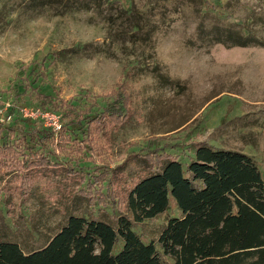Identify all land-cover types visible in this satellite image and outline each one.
<instances>
[{
	"label": "rangeland",
	"instance_id": "1",
	"mask_svg": "<svg viewBox=\"0 0 264 264\" xmlns=\"http://www.w3.org/2000/svg\"><path fill=\"white\" fill-rule=\"evenodd\" d=\"M78 5L0 0V122L16 135L26 119L48 127L47 117H58L38 109L35 91L90 112L101 111L116 91L125 111L105 119L106 136L97 127L87 144L72 143L73 155L86 153L89 161H62L51 145L53 167L22 171L31 180L0 168L1 240L27 251L43 245L68 215L109 222L127 185L157 155L185 163L197 144L251 156L264 178V0ZM241 27L263 44L226 40ZM147 139L156 141L157 154L144 155L154 147ZM172 215L179 212L170 201L133 229L155 240Z\"/></svg>",
	"mask_w": 264,
	"mask_h": 264
},
{
	"label": "trees",
	"instance_id": "2",
	"mask_svg": "<svg viewBox=\"0 0 264 264\" xmlns=\"http://www.w3.org/2000/svg\"><path fill=\"white\" fill-rule=\"evenodd\" d=\"M79 1L66 0L78 7ZM243 30L226 40L263 44ZM34 98L40 111L57 115L58 128L26 119L29 123L16 135L0 122V168L14 167L21 180H31L24 170L53 167L51 145L62 161H89L86 153L73 155L72 143L87 144L96 138L97 127L106 136L105 119L125 111L116 91L99 112L39 91ZM146 143L154 147L144 155L157 154L156 141ZM157 157L127 185L122 207L110 211L109 222L68 215L43 245L27 251L0 239V264H264V178L252 157L207 144H197L185 163L166 152ZM100 183L106 187L108 179ZM170 201L179 215L167 218L155 240H144L133 225L163 212Z\"/></svg>",
	"mask_w": 264,
	"mask_h": 264
},
{
	"label": "built area",
	"instance_id": "3",
	"mask_svg": "<svg viewBox=\"0 0 264 264\" xmlns=\"http://www.w3.org/2000/svg\"><path fill=\"white\" fill-rule=\"evenodd\" d=\"M57 119L54 118L53 116H48L47 117V121H46V125L50 126V127L58 128L59 124H58V120Z\"/></svg>",
	"mask_w": 264,
	"mask_h": 264
}]
</instances>
